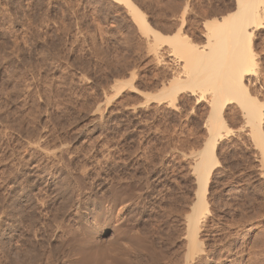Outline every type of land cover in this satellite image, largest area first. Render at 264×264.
<instances>
[{"label": "rangeland", "instance_id": "rangeland-1", "mask_svg": "<svg viewBox=\"0 0 264 264\" xmlns=\"http://www.w3.org/2000/svg\"><path fill=\"white\" fill-rule=\"evenodd\" d=\"M131 1L194 45L236 11V0ZM151 33L117 0H0V264H264V167L236 100L201 251L185 258L211 95L186 89L170 105L162 90L184 55ZM252 38L246 85L264 109V28Z\"/></svg>", "mask_w": 264, "mask_h": 264}, {"label": "bare ground", "instance_id": "bare-ground-1", "mask_svg": "<svg viewBox=\"0 0 264 264\" xmlns=\"http://www.w3.org/2000/svg\"><path fill=\"white\" fill-rule=\"evenodd\" d=\"M117 1L124 2L129 7L142 32H152L157 41L176 46L173 50L175 54H178L180 49L184 55L177 59L184 62L182 70L175 76L172 75L168 87L162 90L171 98L170 105L174 106L178 93L186 89L191 94L200 91L199 100L204 99L207 94L211 95L212 110L206 120L208 136L194 154L195 199L186 216L188 248L185 258L187 262L192 261L201 251L200 231L210 213L207 193L213 171L220 165L217 148L231 131L223 116V109L228 101H238L244 110L264 167V109L262 104L248 93L245 78L253 74L257 76L258 72L255 53L252 52V37L256 31L264 28V0H236L232 21L228 17H221L205 23V42L201 45H194L187 37H181L180 31L169 39L150 26L142 11L131 0ZM184 23L185 20L183 25ZM184 74L188 75L187 80L180 78Z\"/></svg>", "mask_w": 264, "mask_h": 264}]
</instances>
